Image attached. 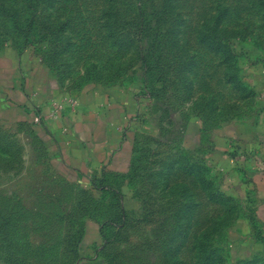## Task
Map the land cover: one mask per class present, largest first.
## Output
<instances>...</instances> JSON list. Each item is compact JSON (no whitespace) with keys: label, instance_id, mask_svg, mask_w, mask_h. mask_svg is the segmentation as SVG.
I'll use <instances>...</instances> for the list:
<instances>
[{"label":"rangeland","instance_id":"1","mask_svg":"<svg viewBox=\"0 0 264 264\" xmlns=\"http://www.w3.org/2000/svg\"><path fill=\"white\" fill-rule=\"evenodd\" d=\"M8 48L33 50L69 93L95 82L138 86L149 97L134 178L146 205L163 210L145 229L159 243L128 244L109 264H264L253 201L175 129L191 119L214 129L259 110L253 83L264 62V0H0V52ZM29 139L0 120L7 190L13 176L38 171ZM39 177L14 186L17 193ZM118 232L136 238L129 226Z\"/></svg>","mask_w":264,"mask_h":264},{"label":"crops","instance_id":"2","mask_svg":"<svg viewBox=\"0 0 264 264\" xmlns=\"http://www.w3.org/2000/svg\"><path fill=\"white\" fill-rule=\"evenodd\" d=\"M259 65L258 111L214 129L194 119L175 129L184 147L201 150L236 179L264 225V62ZM54 81L60 83L33 50L0 52V120L29 134L28 162L38 167L31 176H13L12 190L0 180V264H109L128 253V244L157 245L145 229L153 213L155 222L148 220L158 225L163 210L146 205L134 178L140 137L149 135L148 95L134 85L95 82L70 94ZM37 174L29 191L17 193L14 186ZM127 226L136 234L129 241L118 232Z\"/></svg>","mask_w":264,"mask_h":264}]
</instances>
